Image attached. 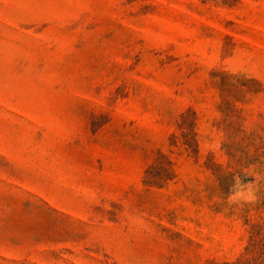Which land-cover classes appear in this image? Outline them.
Instances as JSON below:
<instances>
[{
  "label": "rangeland",
  "instance_id": "obj_1",
  "mask_svg": "<svg viewBox=\"0 0 264 264\" xmlns=\"http://www.w3.org/2000/svg\"><path fill=\"white\" fill-rule=\"evenodd\" d=\"M263 207L264 0H0V264L243 262Z\"/></svg>",
  "mask_w": 264,
  "mask_h": 264
},
{
  "label": "trees",
  "instance_id": "obj_2",
  "mask_svg": "<svg viewBox=\"0 0 264 264\" xmlns=\"http://www.w3.org/2000/svg\"><path fill=\"white\" fill-rule=\"evenodd\" d=\"M258 220V223L250 224L247 230L248 240L244 248L246 260H237L233 264H264V214Z\"/></svg>",
  "mask_w": 264,
  "mask_h": 264
}]
</instances>
